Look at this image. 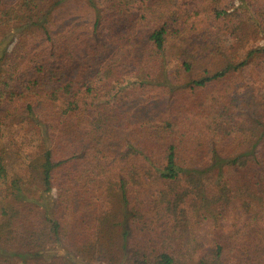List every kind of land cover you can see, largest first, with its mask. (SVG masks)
<instances>
[{
  "label": "trees",
  "instance_id": "16d2710c",
  "mask_svg": "<svg viewBox=\"0 0 264 264\" xmlns=\"http://www.w3.org/2000/svg\"><path fill=\"white\" fill-rule=\"evenodd\" d=\"M64 1L0 0V139L21 123L42 146L35 196L0 143V264H264V95L235 94L247 57L264 59V0L247 1L263 41L243 60L213 25L186 37L180 0H86V23L58 16Z\"/></svg>",
  "mask_w": 264,
  "mask_h": 264
},
{
  "label": "rangeland",
  "instance_id": "374dc122",
  "mask_svg": "<svg viewBox=\"0 0 264 264\" xmlns=\"http://www.w3.org/2000/svg\"><path fill=\"white\" fill-rule=\"evenodd\" d=\"M247 1L223 0V17L214 19V14L210 7H203V4H207L205 0H180L181 5L184 6L180 7L181 25L187 28L186 37H192L200 31L205 33L213 25L212 31L217 34L218 44L222 46L223 50L233 53L238 60L246 59L247 49L252 46L258 47L263 41L255 19L250 16L251 7L248 6ZM56 7V14L65 20L86 23L93 17L91 8H89L86 0H66ZM238 25H242L244 30H239L237 28ZM245 33H249L253 37L252 42L244 40ZM216 57V60L212 61L211 64L218 63L221 56L218 55ZM246 62L243 76L235 90L236 96L264 95V59L258 52H255L252 56L247 57ZM207 65L209 64H206L201 59V62L195 65L196 70L193 74L196 75L200 68L202 70ZM120 81L126 83L130 81V78L125 76ZM0 143L10 179L20 180L29 194L39 196L41 194L40 186L34 179L35 174L31 173L33 161L37 160L42 154L41 141L36 128L32 125L12 123L7 128H4ZM100 168L101 165L98 159H94L89 171L95 173ZM231 172L232 168L226 165L222 171L219 168H212L206 173L205 177L207 180L213 181L220 179L222 176H228ZM8 189L9 184L0 183V209L3 208V200L8 194ZM244 214L237 203L227 206L226 216L223 220L224 229L230 231L235 229L236 226L241 227ZM254 233V228L250 232L244 231L241 239L245 240L244 243H248L252 240ZM94 264H109V262L99 259ZM248 264L253 263L248 262Z\"/></svg>",
  "mask_w": 264,
  "mask_h": 264
}]
</instances>
